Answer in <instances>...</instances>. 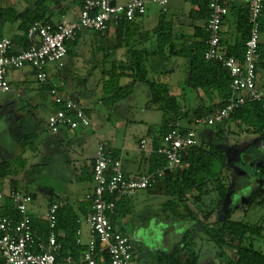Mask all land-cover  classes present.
<instances>
[{"label": "rangeland", "instance_id": "374dc122", "mask_svg": "<svg viewBox=\"0 0 264 264\" xmlns=\"http://www.w3.org/2000/svg\"><path fill=\"white\" fill-rule=\"evenodd\" d=\"M80 1L63 0L65 5H58V2L48 0L45 5L52 18L61 11L77 7ZM112 1L120 3L126 0ZM145 1L147 18L156 19L165 15L157 4L151 0ZM25 5V0H0V36L10 38L20 34L15 29L16 24L5 23L3 10L12 6L21 11ZM185 7L194 9L196 5L189 1L171 0L167 6V15L179 13ZM170 21L171 26L174 25ZM178 23H186V20L181 19ZM107 42L97 32L83 31L76 43H67L68 53L61 60L62 66L58 62L47 65L51 85L60 86L67 78L72 84L67 91H85L89 94L86 98L82 97L83 102L80 103L98 127L96 130L87 129L84 134L77 130L76 136L69 132L51 135L47 128V118L53 112V106L47 95L48 85L38 82L36 75L30 72V67L8 70L6 78L12 88L0 96V163L8 161L16 174L1 180L0 191L5 190L13 181L22 191L32 194L33 203L28 209L33 217L45 214L50 197L61 199L63 189L73 188L75 163L90 158L96 150L97 142H109L113 138L118 148L126 144L139 148L142 139L151 142L157 137L160 143L164 113L150 104V91L146 82L133 81L128 76L119 80V86L124 91H120L118 96L114 95V91L103 90L106 83L102 72L112 59L108 55ZM260 43L264 45V28L260 33ZM158 59L145 62L147 80L178 84L181 91H175L177 103L190 114L198 103V93L201 91L193 90L184 81L186 59L169 56L167 50ZM260 73L264 83V70ZM126 84L129 86L125 87L127 89L123 88ZM258 88L264 89V85ZM80 95L76 98L79 99ZM191 119L182 118L180 121L185 126H193ZM119 121L123 122L125 128L124 125L119 127ZM229 126L232 128L226 148L227 168L223 169L220 178L234 194L230 191L218 208L211 210L209 222L219 226L230 203L233 206L232 220L263 227L258 237L247 238L245 244L251 242L255 250L264 254V131L259 133L247 130L245 125L234 119L229 121ZM209 129L211 127L203 125L196 127L197 143L209 137ZM32 133L35 134L31 143L33 147H28L24 138ZM250 145H254L251 150ZM154 158L160 156L155 155ZM21 160L25 162L24 166L19 165ZM123 160V170L129 164L132 172L139 174L144 171V166L128 162L127 155ZM258 167L262 169L257 170ZM161 183L160 180L153 189L140 190L117 200L119 206L113 224L116 230L132 239L134 252H137L135 263L141 264L145 253L150 250L149 253L158 256L159 251L165 250V244L171 250L181 239L182 232L192 229L193 249L198 253V264H216L219 261L227 264L226 257L215 256L220 249L197 226H193L194 222L180 216L185 213L183 205ZM206 189L209 195L202 196L201 202L196 199L199 193L195 190L187 194L185 202L199 218H204V212L211 209L210 201L215 205L218 203L213 186L208 184ZM169 200L170 206L164 205ZM86 228L84 225V230ZM223 251L229 255L228 258L236 257L231 248L226 247Z\"/></svg>", "mask_w": 264, "mask_h": 264}, {"label": "built area", "instance_id": "2783aa9c", "mask_svg": "<svg viewBox=\"0 0 264 264\" xmlns=\"http://www.w3.org/2000/svg\"><path fill=\"white\" fill-rule=\"evenodd\" d=\"M171 0H151L165 12ZM145 0H129L115 3L112 0H83L76 18L62 16L57 22L33 21L26 32L31 41L27 48L16 50L8 37L0 38V96L11 90L6 76L8 70L31 67L38 82L49 83L47 65L66 56L67 43L76 40L83 30L104 34L110 26L121 22H132L146 12ZM264 0H246L249 25L248 38L244 44L242 59L227 55L221 46V29L228 15L225 0H208L206 50L204 58L220 63L230 75L231 96L226 103L211 113L192 117L193 126L176 121L172 129L161 135L160 143L154 147L146 139L139 142V150L147 157L154 155L164 159V165L138 177H127L120 158H113L102 142L97 144L92 164V190L86 194L89 203L86 222L89 239L78 257L71 253L62 254V244L57 239L56 224L58 204L51 203L46 209L43 222L47 225L45 239L32 225L28 206L33 202L30 194L10 188L0 191V258L3 264H97V252L108 256V264H131L134 246L131 238L115 229L113 215L116 201L137 191L154 187L167 175L182 166L184 154L194 147L196 127L209 126L228 120L248 102H258L264 107V89L257 87L258 44L260 41V18ZM48 95L56 106L47 118V128L57 134L62 128L77 129L92 126V120L82 104L67 97L56 86L48 88ZM13 203L17 217L4 216L1 209L4 201ZM77 236L80 231H76ZM80 244V241L77 240ZM103 255L100 256V259Z\"/></svg>", "mask_w": 264, "mask_h": 264}, {"label": "trees", "instance_id": "16d2710c", "mask_svg": "<svg viewBox=\"0 0 264 264\" xmlns=\"http://www.w3.org/2000/svg\"><path fill=\"white\" fill-rule=\"evenodd\" d=\"M25 1L27 7L22 11H17L13 7L3 10L5 22L11 24L18 22L17 30L20 34H14L10 37L16 50L30 46L31 41L26 38V32L29 25L35 20L49 21L51 15L49 8L45 5V2L48 0ZM53 1L59 2L60 0ZM190 2L196 5V9L192 15L193 20L199 22V24H193V36L196 40L188 45H177L176 43H173L171 22L166 19L165 15H162L158 26L155 29L157 52L161 55L167 50L169 56L185 58L187 62L185 83L193 90H202L201 92L211 99L212 104L209 106H198L189 114L185 109H181L177 103L176 96L169 93L166 83L156 80H147L145 64L141 62L140 58L137 62L131 65L134 67L133 81H142L148 84L150 91V104L157 106L164 113L161 135L172 129L174 123L180 121L182 118L207 115L214 109L222 107L231 96L230 75L228 71L220 63L216 61H208L204 58V52L207 48V35L203 24L208 18V0H190ZM82 3L83 0L78 3L79 6H81ZM128 23L130 22H121L118 24V27L127 25ZM263 28L264 3L260 18L261 31ZM235 32L236 40L234 44L226 49L222 48V50L227 55H233L242 59L244 44L249 34L247 10L245 7L241 10L237 9ZM138 55H144L147 57L148 52H139ZM257 70H264V45L260 43V41L258 44ZM122 76L123 72L116 75L111 74L110 79L104 81L106 85H104L103 90L114 91V95L118 96L120 91H124L122 87L119 86V80ZM47 85L49 88L50 84ZM125 87L129 86H123V88ZM214 100H216V102ZM232 119L245 125L248 128L247 130L251 129L259 133L264 131V107L258 102H248L238 109L228 120L212 125L209 138L202 140L188 150L183 156L182 167L175 173L167 175L161 181L164 189L170 193V195L177 197L179 202L183 205L185 213H182L180 216L189 218L193 221V226H197L207 239L220 249V254H222L223 249L226 247L234 250L236 259L233 262L230 261V264H264V254L261 251L255 250L251 245V242L245 244L247 238L251 236L258 237L260 235L263 230L262 226L232 220L231 208L227 210L224 217L220 220L219 226L216 227L213 223L209 222V218L212 214L211 210L217 209L220 202L224 201L232 190L231 188H227L218 173L212 172L214 162L218 163L220 170L227 168L225 141L231 133L228 121ZM34 138V133L24 138L28 147H33L31 143ZM253 146L254 145H250V150ZM18 163L21 166L25 165L23 160ZM154 163V168H156L161 167L165 162L164 159L160 157L154 158ZM259 169L261 170L262 168L258 167L257 170ZM13 173L15 174V171L11 169V165L8 161H2L0 163V177H6ZM208 184L213 186L214 192H216V197L218 198V203L215 205L214 202L210 201L211 209L204 212V218H199L196 212L192 211L186 204L187 194L192 190H195L199 193V196L196 199L201 202L202 196L209 195V192L206 189ZM154 187L146 190L153 189ZM11 188L19 191L13 181H11ZM30 195L31 197H34L32 194ZM169 204H171L170 200L164 205L170 206ZM118 206L119 202L117 201L116 211ZM116 211L112 219L114 218ZM1 214L4 216L17 217L13 203L10 200L6 199L4 201ZM32 225L38 230L40 238L45 239L48 232L46 223H38L36 220L32 219ZM78 226L77 219L70 210L58 209L55 231L58 241L62 244L63 255L71 253L74 257H78L79 253L85 249V246L77 243L76 231ZM61 230L64 231V236H58V233ZM192 231L194 230L186 229L183 231L181 239L169 252L159 251L158 256H154L155 264H198V253L193 249L194 242L192 241L193 237H191ZM102 255L104 258V264H108V256L104 252H97V258H100ZM0 264H3L1 258Z\"/></svg>", "mask_w": 264, "mask_h": 264}, {"label": "crops", "instance_id": "0c3cea01", "mask_svg": "<svg viewBox=\"0 0 264 264\" xmlns=\"http://www.w3.org/2000/svg\"><path fill=\"white\" fill-rule=\"evenodd\" d=\"M62 1L63 0H60L58 2V5H60V3L65 5V3ZM127 1H129V0H126L125 2H127ZM184 1L190 2V0H184ZM245 1L246 0H225L229 12H228V15L226 16V18L224 19L222 29H221V35H220L221 36V46L223 49L231 47V45H233L235 40H236L235 24H236L237 9H239V10L243 9ZM125 2H120V3H125ZM115 3H119V2H115ZM26 7H27V5H25L24 9ZM79 7L80 6L78 5L77 7L73 8V9L71 8L70 10H67V11H61L58 15H56V16L54 15L52 18H50L49 21L57 22L62 16L66 17L67 19L72 20V19L76 18L77 14H78ZM8 8H10V7H8ZM15 9L17 11H20L16 7H15ZM195 9L196 8L193 9L192 7H185L182 10L178 11L179 13L175 12V13L171 14L170 16L167 15L168 9H166V11L163 12L165 14L166 19L172 20V22L174 24L171 26L173 43H176L177 45H182V44L188 45V44H190L196 40V38L193 36V32H194L193 24H197V23L199 24V22H196L195 20H193L192 15H193ZM145 14H146V12H145ZM145 14L140 16V17H137L134 21L128 23L127 25H123L121 27L110 26L104 34H99L101 37H104L106 41H108L107 42L108 51H109L108 55L112 58L110 63L107 64L106 68L102 72V74H104L103 79L109 80L111 74L116 75L120 72H123V76L121 78H128V76H130L133 80V78H134V74H133L134 67H132L131 65L133 63L137 62V60H139V58L141 59V62L143 64H145V62L147 63V61L149 59L159 60L158 57L160 54L157 52V45H156V39L157 38H156L155 29L158 26V23H159L161 16L156 18V19H153V18H147L145 16ZM181 19H185L186 23H178V21ZM5 23L7 24L8 22H5ZM12 24H16L15 29L17 30L18 22H15ZM200 24H203V23H200ZM204 25H205V23L203 24V26ZM83 31H86V30H83ZM83 31H81V32H83ZM81 32L77 36L76 40L73 42H70V43H76L80 38ZM1 37H5V36H0V38ZM139 52H148V55H147V57L144 55H138ZM25 67L29 68V66H25ZM124 68L128 69V70H125ZM260 71L261 70L256 71L257 87H259V86L261 87L264 85L263 81H261L263 75H261ZM30 72L33 73L31 67H30ZM48 75H49V73H48ZM185 78H186V76H185ZM48 79H49V77H48ZM61 83L62 84L60 86H56V87L60 91H62L67 97H70V98L77 100L79 102L80 101L83 102L82 97L86 98L89 96V94H87L85 91H81V92L67 91V89H70L72 87L71 82L67 78H65V81L61 82ZM164 83L167 84V89L169 92L173 91V93H171V94L174 96L176 95L175 91H181L178 84L176 85V83L172 84V82H170V81L164 82ZM10 85H11V83H10ZM125 86H128V84H126ZM11 88H12V85H11ZM65 89H66V91H65ZM196 91H202V90H196ZM78 94L79 95L81 94L80 95L81 98L79 97V99L76 98V97H78L77 96ZM198 97H199L198 103L195 105L194 108H197L198 106H201V105L209 106L212 104L211 99H209L207 96H205L203 94V92L198 93ZM49 101H50L51 105L53 106V112H54L56 109V106L52 103L51 99ZM214 101L216 102V100H214ZM86 111H87V109H86ZM52 113H50V114H52ZM88 115L90 116L89 113H88ZM90 118H91V116H90ZM91 120H92V118H91ZM229 121H228V126H229ZM118 125H119V127H121L124 124L122 121H119ZM97 127L98 126L96 124H94L92 121V126H90V127H86V128L79 127L77 129H73V130L67 129V128H62L57 134H53V135H58L62 132H69L71 135L74 134V136H76L77 130H79L80 134H84L87 129L96 130ZM124 128H125V125H124ZM231 128L232 127L229 126L230 132H231ZM210 132H211V130L209 129V133ZM209 136H210V134H209ZM229 136L230 135H228L227 140L225 141V151L227 148V141H228ZM156 138L157 137L153 138L150 142L151 145L154 147H156L159 144L158 140ZM101 142L106 145L107 150L111 153V156L113 158H120L121 159L122 169H123V161H124L123 158L125 155L128 156V162L130 161L131 163H138V165L145 167L144 171L142 173L138 172L139 174H137L134 171L132 172L129 164H126V166L128 168H125V170H123V172L125 173V175L127 177H131V178L138 177V175H140V174L141 175L146 174V173L151 172L157 168V167L154 168V165H155L154 156L147 157L142 151L139 150V148H136L134 146L132 147L129 144H126L127 146L123 145L120 148H118V147H116L115 140L113 138H111V140L109 142H107V141H101ZM98 143H100V142H97V144ZM95 152H96V150H95ZM95 152L92 154V156L90 158H87L86 160H82V161L75 163V165H74L75 177L72 179V182H74V185H72L73 188L68 187V188L63 189V192H62L63 196H61L62 197L61 199L50 197L49 202H48V206L51 203H56V204H58L60 210L67 209V210H70L71 213H73L75 215L77 222H78V225H79L77 230L80 231V235L77 236V234H76V237H77V240L80 241V244L83 246L86 245V243L88 242V239H89V229H88V225L86 222L87 213L89 211V204L86 201L85 196L87 193H89L92 190V187H93L91 174H92V163H93V160L95 157ZM227 156H228V154H227ZM236 158H237V156H236ZM216 163L217 162H214V164L212 166V172L218 173L219 176H221V172L223 171V169L220 170L219 165H216ZM4 179H7V176L6 177H0V183H2V181ZM161 186L163 187V183H161ZM16 187L18 188V186H16ZM10 188H11V182L8 186H6L4 188L5 190H1V192H6ZM18 190L21 192H24L20 188H18ZM232 193L233 192L231 190V194ZM32 198L34 199V197H32ZM63 199L66 200V202H64V204L62 203ZM232 207L233 206L230 205V203H229L228 208H232ZM236 207H238V206H236ZM118 211H119V209H118ZM43 217H44V215L43 216L39 215V216H35V217H33L31 215V218L36 220L38 223H40V222L44 223ZM84 225H86V227H87L86 230H84ZM58 236H64V231L61 230L58 233ZM163 249H165V250H163L164 252L170 251L169 247H167L166 244L164 245ZM157 250H160V249H157ZM149 252L147 251L145 253V257L141 261V264L142 263L143 264H155V258H154L153 253H149ZM136 253H134L131 264H136L135 263ZM233 254L235 255V252H233ZM219 255H220V257H221V255L224 258L226 257L225 261H227L226 262L227 264H229L230 261H234L236 259V257H234V259L228 258L227 256H229V255L228 254L226 255L225 251H223L222 254H220L219 251H218V253L215 254L216 257H218ZM97 264H104V258H101V259L99 258ZM216 264H222V262L219 261V262H216Z\"/></svg>", "mask_w": 264, "mask_h": 264}]
</instances>
